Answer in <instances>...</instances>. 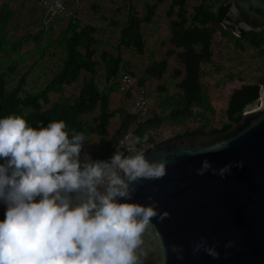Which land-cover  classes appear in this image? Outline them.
<instances>
[{
	"label": "rangeland",
	"instance_id": "rangeland-1",
	"mask_svg": "<svg viewBox=\"0 0 264 264\" xmlns=\"http://www.w3.org/2000/svg\"><path fill=\"white\" fill-rule=\"evenodd\" d=\"M64 1L69 19L40 0H0V117L64 120L87 138L82 160H105L127 132L219 131L233 92L264 86V33L223 28L230 0ZM126 73L148 92L147 117L135 111L137 89H120Z\"/></svg>",
	"mask_w": 264,
	"mask_h": 264
},
{
	"label": "clouds",
	"instance_id": "clouds-1",
	"mask_svg": "<svg viewBox=\"0 0 264 264\" xmlns=\"http://www.w3.org/2000/svg\"><path fill=\"white\" fill-rule=\"evenodd\" d=\"M86 141L64 120L37 128L20 115L0 117V264H145V233L170 214L133 193L137 182L163 178L168 161H149L128 137L127 156L117 148L107 160H82ZM234 166L243 162L216 169L205 159L196 171L224 178ZM192 251L219 257L205 237ZM172 252L183 260L182 246Z\"/></svg>",
	"mask_w": 264,
	"mask_h": 264
},
{
	"label": "water",
	"instance_id": "water-1",
	"mask_svg": "<svg viewBox=\"0 0 264 264\" xmlns=\"http://www.w3.org/2000/svg\"><path fill=\"white\" fill-rule=\"evenodd\" d=\"M221 24L237 36L264 32V0H230ZM259 101L227 131L174 138L145 152L149 161H168L167 173L137 182L133 200L156 202L170 214L153 218L145 233V264H264V86ZM205 159L216 169L240 161L243 167L224 178L211 171L201 176L196 170ZM201 237L217 248L218 258L193 254ZM173 245L183 247V260Z\"/></svg>",
	"mask_w": 264,
	"mask_h": 264
},
{
	"label": "built area",
	"instance_id": "built-area-1",
	"mask_svg": "<svg viewBox=\"0 0 264 264\" xmlns=\"http://www.w3.org/2000/svg\"><path fill=\"white\" fill-rule=\"evenodd\" d=\"M40 4L51 15H58L66 19L73 17V10L64 0H40ZM119 85L122 92H129L137 89V95L134 101L135 111L140 117H147L151 112L150 99L147 90L143 88L138 89L137 79L128 73L120 76ZM183 128L184 127L181 126L176 129L167 127L166 129L148 132L143 135H139L135 132H127L120 137L115 148L107 154L105 160L109 159L117 151V148H120L119 150L123 151L125 156L129 154L126 148V144L121 143V141H123L125 137H128L130 140L136 142V150H143L144 152H147L148 150L162 143L168 142L174 138L182 137L186 134H192L194 132L200 131L197 130L186 132V130Z\"/></svg>",
	"mask_w": 264,
	"mask_h": 264
},
{
	"label": "trees",
	"instance_id": "trees-1",
	"mask_svg": "<svg viewBox=\"0 0 264 264\" xmlns=\"http://www.w3.org/2000/svg\"><path fill=\"white\" fill-rule=\"evenodd\" d=\"M229 8H230V3L225 4L222 7H220L219 9V21L220 22H222ZM230 29L233 30L232 28ZM260 88H261V85L259 84H247V85H242L239 89L233 92L230 98L229 104H228L227 111H226L229 124L224 126L219 131H227L234 124L238 123L241 120L246 108L259 100ZM198 132H201V131H198ZM198 132H194L192 134H186L184 136L193 135Z\"/></svg>",
	"mask_w": 264,
	"mask_h": 264
},
{
	"label": "bare ground",
	"instance_id": "bare-ground-1",
	"mask_svg": "<svg viewBox=\"0 0 264 264\" xmlns=\"http://www.w3.org/2000/svg\"><path fill=\"white\" fill-rule=\"evenodd\" d=\"M230 90V89H229Z\"/></svg>",
	"mask_w": 264,
	"mask_h": 264
}]
</instances>
